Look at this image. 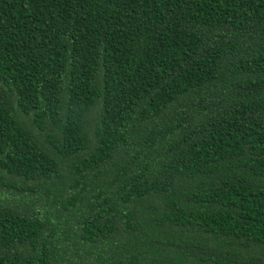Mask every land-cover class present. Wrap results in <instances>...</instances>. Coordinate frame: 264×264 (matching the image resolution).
I'll return each mask as SVG.
<instances>
[{"label":"trees","instance_id":"1","mask_svg":"<svg viewBox=\"0 0 264 264\" xmlns=\"http://www.w3.org/2000/svg\"><path fill=\"white\" fill-rule=\"evenodd\" d=\"M0 264H264V0H0Z\"/></svg>","mask_w":264,"mask_h":264}]
</instances>
